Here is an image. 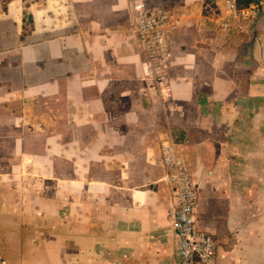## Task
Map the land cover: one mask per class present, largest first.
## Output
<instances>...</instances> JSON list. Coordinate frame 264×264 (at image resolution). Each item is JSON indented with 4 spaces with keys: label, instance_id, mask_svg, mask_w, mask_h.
Masks as SVG:
<instances>
[{
    "label": "crops",
    "instance_id": "0c3cea01",
    "mask_svg": "<svg viewBox=\"0 0 264 264\" xmlns=\"http://www.w3.org/2000/svg\"><path fill=\"white\" fill-rule=\"evenodd\" d=\"M226 1L0 3V264H177L169 137L211 264H264V19L222 31ZM137 3L178 22L166 102Z\"/></svg>",
    "mask_w": 264,
    "mask_h": 264
},
{
    "label": "built area",
    "instance_id": "2783aa9c",
    "mask_svg": "<svg viewBox=\"0 0 264 264\" xmlns=\"http://www.w3.org/2000/svg\"><path fill=\"white\" fill-rule=\"evenodd\" d=\"M260 19H264V0H254L247 5L227 0L219 16V27L225 32H245ZM177 25L167 14L150 11L143 3L133 7L129 32L144 47L145 75L154 82L163 102L172 98L169 42ZM162 161L165 180L174 194L168 218L177 239V264H211L217 241L212 234L195 226L199 208L197 183L170 137L162 144Z\"/></svg>",
    "mask_w": 264,
    "mask_h": 264
},
{
    "label": "trees",
    "instance_id": "16d2710c",
    "mask_svg": "<svg viewBox=\"0 0 264 264\" xmlns=\"http://www.w3.org/2000/svg\"><path fill=\"white\" fill-rule=\"evenodd\" d=\"M252 1H254V0H239V3H240L241 5H247V4H249L250 2H252Z\"/></svg>",
    "mask_w": 264,
    "mask_h": 264
},
{
    "label": "rangeland",
    "instance_id": "374dc122",
    "mask_svg": "<svg viewBox=\"0 0 264 264\" xmlns=\"http://www.w3.org/2000/svg\"><path fill=\"white\" fill-rule=\"evenodd\" d=\"M9 0H0V3L5 4Z\"/></svg>",
    "mask_w": 264,
    "mask_h": 264
}]
</instances>
